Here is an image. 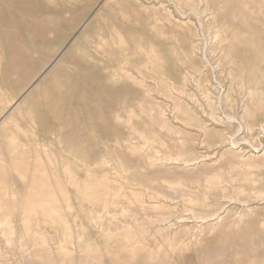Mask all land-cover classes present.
Returning <instances> with one entry per match:
<instances>
[{
  "label": "rangeland",
  "instance_id": "obj_1",
  "mask_svg": "<svg viewBox=\"0 0 264 264\" xmlns=\"http://www.w3.org/2000/svg\"><path fill=\"white\" fill-rule=\"evenodd\" d=\"M252 146L264 0H0V264H263Z\"/></svg>",
  "mask_w": 264,
  "mask_h": 264
},
{
  "label": "bare ground",
  "instance_id": "obj_2",
  "mask_svg": "<svg viewBox=\"0 0 264 264\" xmlns=\"http://www.w3.org/2000/svg\"><path fill=\"white\" fill-rule=\"evenodd\" d=\"M104 0H102V2H103ZM106 1V0H105ZM229 6V5H228ZM182 15V14H181ZM184 16V15H183ZM185 17V16H184ZM89 21V20H88ZM87 23V22H86ZM85 23V24H86ZM85 26V25H84ZM82 31V30H81ZM220 34V33H219ZM244 33H242L241 35H243ZM246 34V33H245ZM247 35V34H246ZM245 36V35H244ZM247 36H249V35H247ZM220 37V36H219ZM241 37L242 36H240V39H241ZM246 37V36H245ZM215 38V37H214ZM232 38V37H231ZM243 38V37H242ZM246 38H248V37H246ZM220 39V38H219ZM251 39V38H250ZM75 40V39H74ZM214 40V39H213ZM242 40V39H241ZM229 41V40H228ZM237 41V40H236ZM246 41V40H245ZM243 42V43H245V45L247 46V48H250L251 46H250V44H251V42H253L254 40H251L250 41V44H246V43H248L247 41L246 42ZM240 42V41H239ZM254 43V42H253ZM232 44H234V43H232ZM226 45V44H225ZM240 46V45H239ZM242 46V45H241ZM246 46H245V48H246ZM242 48H243V46H242ZM243 50V49H242ZM64 51L65 50H62L61 51V53L58 55V58L54 61V63L53 64H55L57 61H59L58 59H60V57L63 55V53H64ZM237 51H238V49H237ZM254 51L255 50H253V53H254ZM244 52H246V49H244ZM66 53V52H65ZM246 54V53H245ZM245 54H244V56L241 54V56H242V58H243V61L245 60ZM65 55V54H64ZM249 55H251V54H248V55H246V56H249ZM226 57V56H225ZM253 57L255 58V56H252V60H253ZM251 58V57H250ZM250 58H248V59H250ZM251 59H250V61H252ZM254 61V60H253ZM252 61V62H253ZM60 62V61H59ZM205 62H206V64H209V59H208V57L207 56H205ZM243 63V62H242ZM61 64V63H60ZM253 64H254V62H253ZM243 66V65H242ZM251 66L253 67L254 65H252L251 64ZM257 67V66H256ZM50 68H47V70L46 71H48ZM243 69V68H242ZM253 69H254V67H253ZM246 69L244 68V71L242 70V72H246V71H248V70H246ZM46 71L44 72V74L46 73ZM251 71V70H250ZM250 71L249 72H246V74L247 73H250ZM216 86H221V83H219L218 81L216 82ZM253 91V90H252ZM251 91V95L253 94V92ZM250 98V97H249ZM262 100H260L259 102H261ZM251 104V103H250ZM257 106H258V104H257ZM256 106V107H257ZM260 106V105H259ZM258 106V107H259ZM254 109H255V107H254ZM257 109V108H256ZM255 109V110H256ZM248 110V109H247ZM247 113H248V111H247ZM75 115V114H74ZM73 115V116H74ZM246 116H249L248 114H246ZM231 119H233L234 117H230ZM249 118H250V116H249ZM72 119V118H71ZM183 122V121H182ZM244 142H245V140H244V138L242 137V138H240V140L239 141H236V140H234L233 138H232V143H227V145H230L232 148H234V149H238V151H242L243 149L241 148L243 145H244ZM221 147V146H220ZM223 147H225V146H223ZM20 148H22V147H20ZM20 148H18V150L20 149ZM252 148L254 149L252 152H254V153H263L264 154V147L263 146H257V147H253L252 146ZM14 151H17V149L16 150H14ZM19 152V151H18ZM21 152V151H20ZM250 152V151H249ZM157 156V155H156ZM180 158V157H179ZM179 158L178 159H172V160H179ZM152 160V159H151ZM171 160V159H170ZM156 161V163H157V159L155 160ZM188 162V161H187ZM187 162H186V164H187ZM2 163V162H1ZM156 163H155V165H156ZM173 163V162H172ZM194 163V162H193ZM158 165V164H157ZM5 169V168H4ZM220 176V175H219ZM2 177V176H1ZM3 179V178H2ZM175 186V185H174ZM176 187V186H175ZM179 187V186H178ZM170 188V187H169ZM172 188H174V187H172ZM169 190V189H168ZM173 190V189H172ZM148 191V190H147ZM175 191V190H174ZM176 191H178L177 189H176ZM171 192V191H170ZM179 192V191H178ZM177 193V192H176ZM156 195H158V194H156ZM136 196H138V195H136ZM148 196V195H147ZM150 197V196H149ZM163 199H165L164 197H163ZM143 201V200H142ZM156 202V201H155ZM189 202V201H188ZM163 206H164V204L163 203H161ZM176 205V204H175ZM162 206V207H163ZM173 206V205H172ZM192 206V205H191ZM194 207V206H193ZM222 212V211H221ZM198 213V212H197ZM173 215V214H172ZM192 215V214H191ZM193 216V215H192ZM201 217V216H200ZM213 217V216H212ZM211 217V218H212ZM221 217V216H220ZM219 217V218H220ZM207 219V218H206ZM210 219V218H209ZM215 219V218H214ZM211 220H213V219H211ZM198 221V220H197ZM203 221H205V220H203ZM201 222V221H200ZM208 222V221H207ZM216 222V221H215ZM206 223V222H205ZM209 223V222H208ZM264 225H262V227H263ZM140 242H142V240L140 241ZM130 256V255H129ZM263 259H264V256H263ZM206 262V261H205ZM260 262H262L263 264H264V260L263 261H260ZM256 263V261L255 260H253L252 262H251V264H255Z\"/></svg>",
  "mask_w": 264,
  "mask_h": 264
}]
</instances>
